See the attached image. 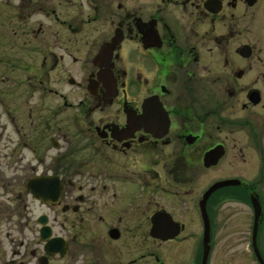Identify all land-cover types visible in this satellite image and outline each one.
Returning a JSON list of instances; mask_svg holds the SVG:
<instances>
[{"label": "flooded vegetation", "instance_id": "1", "mask_svg": "<svg viewBox=\"0 0 264 264\" xmlns=\"http://www.w3.org/2000/svg\"><path fill=\"white\" fill-rule=\"evenodd\" d=\"M0 67V264H264V0H0Z\"/></svg>", "mask_w": 264, "mask_h": 264}, {"label": "rangeland", "instance_id": "2", "mask_svg": "<svg viewBox=\"0 0 264 264\" xmlns=\"http://www.w3.org/2000/svg\"><path fill=\"white\" fill-rule=\"evenodd\" d=\"M27 74L24 72V70H21V69H9V68H3V67H0V93H4L3 94V97H5V100L9 98L13 99L11 96L9 95H6L5 93H7L8 91V88H9V82L11 80H13L14 78H18V77H23V76H26ZM51 78H54L56 77V72H51L50 74ZM57 78V77H56ZM56 87V85H55ZM65 92H70L71 90L69 89H65L64 90ZM69 94V93H68ZM7 97H6V96ZM70 95V94H69ZM9 100V99H8ZM10 102V101H8ZM15 102V101H14ZM16 103V102H15ZM23 103V104H22ZM22 103H20L21 105L19 106V108L23 109V112L25 111V108H29V106H32L34 104V99H30L28 98V101L26 103V101H22ZM51 102L50 101H45V108H48L46 105L50 104ZM0 125H3L5 124L4 123V119L3 117L0 118ZM26 125H28V122H26ZM7 132V130H6ZM49 155L51 154L50 152L48 153ZM27 158L30 159L31 156H30V153L27 154ZM32 159V158H31ZM34 162V160H32V163ZM7 166H6V163L3 162V159L0 160V172H8L7 170ZM183 254V252H179L175 255H173L172 257H180L181 255ZM184 257V255H183ZM163 264H167V258L166 260L164 259L163 260Z\"/></svg>", "mask_w": 264, "mask_h": 264}, {"label": "water", "instance_id": "3", "mask_svg": "<svg viewBox=\"0 0 264 264\" xmlns=\"http://www.w3.org/2000/svg\"><path fill=\"white\" fill-rule=\"evenodd\" d=\"M31 183H33V184H35V181H32ZM30 187V189L32 188L31 186H29ZM35 185H33V189H35ZM32 192L34 193V195L37 197V198H41V199H44V197H51L52 198V196H50V195H45V194H37V193H35V190H32ZM206 230V232H207V228L205 229ZM205 241H206V238H205ZM205 258H206V247H205V251H204V254H203V260H205Z\"/></svg>", "mask_w": 264, "mask_h": 264}]
</instances>
